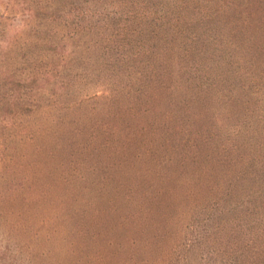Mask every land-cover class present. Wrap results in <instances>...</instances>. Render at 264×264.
<instances>
[{
  "label": "rangeland",
  "instance_id": "1",
  "mask_svg": "<svg viewBox=\"0 0 264 264\" xmlns=\"http://www.w3.org/2000/svg\"><path fill=\"white\" fill-rule=\"evenodd\" d=\"M129 11L0 0V264H264V8L153 70Z\"/></svg>",
  "mask_w": 264,
  "mask_h": 264
},
{
  "label": "trees",
  "instance_id": "2",
  "mask_svg": "<svg viewBox=\"0 0 264 264\" xmlns=\"http://www.w3.org/2000/svg\"><path fill=\"white\" fill-rule=\"evenodd\" d=\"M130 11L128 12V19L131 17H140L144 22H147L148 39L153 41V44L148 46L146 54L148 55L149 70L155 67L149 63V51L156 43L155 41L161 40V37L174 36L177 40L181 38L179 46H176L178 51L184 53L196 46L197 42L201 39L203 33H208L202 38V42L206 39H215V41H225V30H232L238 32L241 26L239 23L247 24L246 29L254 26L255 23L263 19L261 9L264 8V0H125ZM121 7V6H120ZM133 7L138 10L132 9ZM242 24V25H243ZM233 26V27H232ZM164 32L159 33L158 30ZM171 31H165L169 30ZM224 43V42H223ZM228 46H233V41L228 38L226 40ZM219 44V45H220ZM190 79V78H189ZM168 198L163 193L153 196L155 208L163 209L167 206L165 199ZM207 215L199 228L195 225L188 226V230L184 235L192 238V242H187L185 245L191 252L199 242L206 236V224L214 218L213 215ZM161 217L164 220L170 221V214L168 211L162 212ZM206 219V220H205ZM206 223V224H205ZM136 221L132 220L128 227L135 226ZM200 236V237H199ZM149 238V237H148ZM152 238L158 239L157 234L152 235ZM200 243V242H199ZM198 257V256H197ZM190 259V258H189Z\"/></svg>",
  "mask_w": 264,
  "mask_h": 264
}]
</instances>
